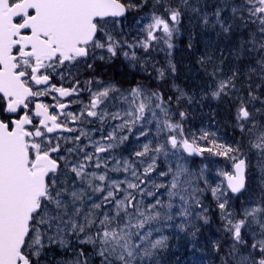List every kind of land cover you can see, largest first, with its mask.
Instances as JSON below:
<instances>
[{
    "label": "snow or ice",
    "instance_id": "obj_1",
    "mask_svg": "<svg viewBox=\"0 0 264 264\" xmlns=\"http://www.w3.org/2000/svg\"><path fill=\"white\" fill-rule=\"evenodd\" d=\"M147 3L0 0V264H46L53 245L73 253L63 264H158L168 238L154 233L177 217L182 231L194 220L207 224L205 191L229 242L215 243L221 264H264V187L253 198L247 185L249 154L264 175V0H222L211 19L200 17L226 36L246 30L234 55L248 63L227 72L214 64L208 73L212 98L234 109L241 139L232 144L209 139L207 131L185 135L181 102L192 97L179 88L173 97L79 79L80 69L97 60L123 55L140 63L139 51L156 50L171 56L184 16L201 11L191 0H153L151 14L136 21L142 37L129 40L128 15ZM151 67L161 81L176 71L170 59L167 67ZM134 133L145 138L135 159L118 156L115 149ZM185 153L231 162V172L219 173L226 187L209 185L203 168L191 172ZM146 196L155 199L146 203Z\"/></svg>",
    "mask_w": 264,
    "mask_h": 264
},
{
    "label": "rangeland",
    "instance_id": "obj_2",
    "mask_svg": "<svg viewBox=\"0 0 264 264\" xmlns=\"http://www.w3.org/2000/svg\"><path fill=\"white\" fill-rule=\"evenodd\" d=\"M152 2L153 0H148V3L144 7L137 10L140 11V15L138 17H135L137 15V11L130 12L128 21H126L124 25L125 32L127 33L129 40H132L137 36L142 37L143 34L137 31L140 25H138L136 21L139 20L140 17H147L151 14L152 8L150 5ZM191 2L201 11L200 13H193L189 11L184 16L179 33L173 40L174 47L171 49V56H168L166 51L156 50L149 53L139 51L138 56L143 58L140 63H136L126 59L123 55H119L111 61H101L105 65L102 67L108 66L112 69L114 78L113 84L117 85L122 90L128 91L137 85H140L146 91H163L166 95L174 97L176 95L175 89L179 88L183 90L187 96L191 97L186 87H183V84L185 83L182 84L180 82V73L182 68L185 69L186 75L191 81L197 79L201 80V85L203 87L202 96L203 99L207 101V106L216 107L218 111H222L227 115L226 119H228L227 123L230 129L237 133V135L234 136L235 141H239L241 139L240 133L234 128V109L228 102L218 101L212 98L209 88V84L212 83V79L208 73L212 71L214 64H221L223 70L227 72L230 66H243L248 63L247 57L237 60L234 55L235 49L239 46L242 38L246 35V30L233 32L230 36H226L225 34L220 33L218 28L213 29L210 26L205 27V25L201 22V15L206 12L209 14L211 19V13L214 11L216 6L222 3V0H191ZM187 28L189 30L185 31ZM190 43L192 45L191 47H189ZM207 56L212 58V63H205L204 65H201V59ZM169 59L175 64V73L170 74L164 81L158 80L157 74L151 66L155 64L157 67H167ZM195 83L196 82H193L192 85L194 86ZM192 102L189 104H192ZM173 110L175 111V109ZM187 122L188 119L184 120L183 125L185 135L189 136L186 128ZM105 131H107V128H105ZM153 134L154 128L153 132L150 133V136ZM96 135L98 136L99 133ZM134 136L135 133L133 136H130L127 142L115 149L118 156L135 159V157L131 154L135 150H138V145L144 141L145 138L142 137L140 141H137ZM184 155L190 171L199 174L203 168L204 177L207 179L209 185H211V181L215 184L214 186L211 185L213 187L217 184H221L223 180L226 183L225 177L219 175L222 170L225 172H231L233 170L231 162L228 160L226 162H216L212 159V156L207 155V153H204V155L199 159H194L186 153ZM249 161L250 163L247 174L249 188L248 195L255 198L260 195L261 188L264 187V184H262L264 175H262L260 166L258 165V158L254 154H249ZM210 162H213V164L210 165ZM205 165H207L206 168ZM159 166L160 169H166L167 164L163 161V158L159 161ZM166 179L167 178L165 177H160L158 182ZM200 183L201 187H204L203 181ZM160 192H164V189H161ZM159 194L160 193H157V195ZM229 195L232 194L229 192ZM163 198L167 199L166 196ZM153 199L155 198L145 197L146 203H151ZM202 201L208 208L206 214L209 217V222L207 224H205L202 220H194L193 222L198 227V233L201 237L200 249H202L205 258L215 259L216 255L219 253L215 250V243L219 241L222 247L226 248V245L229 242L225 239L224 234L220 230L221 221L218 215L219 210L216 208V202L210 191H205L202 194ZM230 202L234 207L237 209L239 208L240 202L237 201L235 197ZM197 211H199V209ZM180 223L181 219L177 217L175 220L169 222L168 226H162L161 232L154 233V238H158L161 235L168 238L167 247L160 250L158 257L156 258L158 264H173L171 259L172 244L174 242H181L187 238L188 232L187 230H180ZM47 253L46 264H63L65 260H68L73 256L72 252L61 249L56 245H53L50 249H48Z\"/></svg>",
    "mask_w": 264,
    "mask_h": 264
},
{
    "label": "trees",
    "instance_id": "obj_3",
    "mask_svg": "<svg viewBox=\"0 0 264 264\" xmlns=\"http://www.w3.org/2000/svg\"><path fill=\"white\" fill-rule=\"evenodd\" d=\"M117 75V74H116ZM118 76V75H117ZM180 82L183 87H186L190 96L192 97V104L186 101L181 102V110L188 113L186 124L187 132L189 136L199 137L203 132L207 131L209 139H215L218 143L232 144L235 141L234 136L237 133L230 129L228 125L227 115L222 111H218L216 107L207 106V101L203 99V87L201 80H190L186 75V70L182 68L180 73ZM188 81V82H187ZM193 82H196L194 86ZM227 123V124H226ZM214 134V135H213ZM201 144H205V141H200ZM207 155H209L207 153ZM212 156V159L216 162H226L227 159L221 156ZM210 165L213 162L209 163ZM211 185H215L211 181ZM222 186L226 187V183L223 180ZM193 224H186L188 236L181 242H174L171 248V259L173 264H221V253H218L215 259L205 258L201 246L200 235L198 233V227L195 225L196 234L193 236ZM57 252V251H56ZM58 254V253H57ZM62 254V253H60ZM65 255V254H64ZM61 258V257H59Z\"/></svg>",
    "mask_w": 264,
    "mask_h": 264
},
{
    "label": "flooded vegetation",
    "instance_id": "obj_4",
    "mask_svg": "<svg viewBox=\"0 0 264 264\" xmlns=\"http://www.w3.org/2000/svg\"><path fill=\"white\" fill-rule=\"evenodd\" d=\"M136 14L137 15L135 17H138L140 15V11H137ZM128 18H127V21H128ZM185 31H188V28ZM99 66H101V67H99ZM102 66H105V65L101 61L97 60L92 69L81 68L80 73H79V79L81 81H83L85 79L94 77V78L100 80L104 84L113 83L114 78H113L112 69L109 68L108 66H106V67H102ZM53 82L58 83V81H55V80ZM87 95H88L87 93L82 94V97H83L85 103L87 102ZM41 99L44 100V102H46V103H53V101H51L50 97H42ZM73 107L78 108L79 105H73Z\"/></svg>",
    "mask_w": 264,
    "mask_h": 264
},
{
    "label": "water",
    "instance_id": "obj_5",
    "mask_svg": "<svg viewBox=\"0 0 264 264\" xmlns=\"http://www.w3.org/2000/svg\"><path fill=\"white\" fill-rule=\"evenodd\" d=\"M192 158H194V159H199L201 156H198V155H193V156H191ZM227 182V181H226ZM247 184H248V180H247Z\"/></svg>",
    "mask_w": 264,
    "mask_h": 264
},
{
    "label": "bare ground",
    "instance_id": "obj_6",
    "mask_svg": "<svg viewBox=\"0 0 264 264\" xmlns=\"http://www.w3.org/2000/svg\"><path fill=\"white\" fill-rule=\"evenodd\" d=\"M189 30V29H188ZM227 124V123H226Z\"/></svg>",
    "mask_w": 264,
    "mask_h": 264
}]
</instances>
